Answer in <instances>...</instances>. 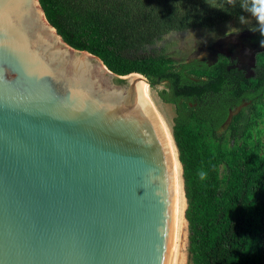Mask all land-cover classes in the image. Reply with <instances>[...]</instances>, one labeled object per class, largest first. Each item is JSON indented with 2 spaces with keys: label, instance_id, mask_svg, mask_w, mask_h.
Returning a JSON list of instances; mask_svg holds the SVG:
<instances>
[{
  "label": "water",
  "instance_id": "water-1",
  "mask_svg": "<svg viewBox=\"0 0 264 264\" xmlns=\"http://www.w3.org/2000/svg\"><path fill=\"white\" fill-rule=\"evenodd\" d=\"M139 84L0 0V264H166L174 176Z\"/></svg>",
  "mask_w": 264,
  "mask_h": 264
},
{
  "label": "trees",
  "instance_id": "trees-1",
  "mask_svg": "<svg viewBox=\"0 0 264 264\" xmlns=\"http://www.w3.org/2000/svg\"><path fill=\"white\" fill-rule=\"evenodd\" d=\"M39 3L47 21L70 46L98 56L118 75L143 74L151 87L165 82L158 94L175 106L172 136L182 167L191 263L264 264V154L260 143L212 145L199 129L206 124L215 135L231 109L264 93V53L257 55L260 69L247 77L222 54L213 63L193 60L160 68L154 56L138 52L165 30L206 27L242 14L249 16L242 13L239 0L235 7L227 0ZM245 109L231 117L229 132L238 128ZM200 171L207 172L203 181Z\"/></svg>",
  "mask_w": 264,
  "mask_h": 264
},
{
  "label": "rangeland",
  "instance_id": "rangeland-1",
  "mask_svg": "<svg viewBox=\"0 0 264 264\" xmlns=\"http://www.w3.org/2000/svg\"><path fill=\"white\" fill-rule=\"evenodd\" d=\"M246 20L247 23L242 24L239 18H229L206 27L200 26L183 30H165L157 35L152 42L144 43L138 52L154 56L156 66L160 68L175 67L193 60H204L210 63L214 61L216 53L223 50V45L225 44L226 46V42L224 41L227 38L225 37L257 26L254 17L249 15L246 17ZM261 38H264V34H261L259 31L251 34L243 33L236 39V43L238 44L245 39L254 42L259 41L258 39ZM233 48L229 44L228 49L233 51ZM164 88L165 82L157 83L154 87L150 86L157 110L172 133L175 106L173 103L165 102L160 98L158 91ZM242 108L246 109L241 123L238 124V128L235 131L229 132L227 126L231 117ZM229 115L230 119L228 116V121L226 120L227 122L215 132V135L211 134L206 124H200L199 129L202 131L205 139L212 145L219 143L222 147L234 146L246 140L249 142L258 141L260 143V152L264 154V93L252 102L243 100L238 107L231 109ZM246 121L247 126L245 124ZM185 208L186 200L185 207L183 205L182 208L183 214ZM184 231L178 264H192L187 251V222Z\"/></svg>",
  "mask_w": 264,
  "mask_h": 264
},
{
  "label": "bare ground",
  "instance_id": "bare-ground-1",
  "mask_svg": "<svg viewBox=\"0 0 264 264\" xmlns=\"http://www.w3.org/2000/svg\"><path fill=\"white\" fill-rule=\"evenodd\" d=\"M126 77H128L127 79L129 80L140 83L138 88L139 102L140 104L147 106L153 112L159 127L162 129L163 138L166 141L175 186L172 234L166 264H178V257L180 254L182 237L184 234L183 232H185L184 229L186 226V219L184 217L182 209L183 205L185 207L186 199L182 187V167L178 159V151L170 128L167 126L166 122L161 118L157 110L148 81L142 74H130L126 75Z\"/></svg>",
  "mask_w": 264,
  "mask_h": 264
},
{
  "label": "flooded vegetation",
  "instance_id": "flooded-vegetation-1",
  "mask_svg": "<svg viewBox=\"0 0 264 264\" xmlns=\"http://www.w3.org/2000/svg\"><path fill=\"white\" fill-rule=\"evenodd\" d=\"M255 31H256V29H248V30H243L241 32H238L239 35L237 37L232 38V37H230V35L225 37V38H227V40L224 41V42H226V46L224 44L223 50L218 51L216 53L214 61H216L217 58L219 57V55L222 54V55L228 57L231 62H234V64L231 67L236 66L247 77L248 76H254L256 71L260 69V66L257 62V55L260 53H264V38L258 39L259 41H254V42H252V41L250 42L249 39H245V40L239 42L238 44L236 43V39L239 36H241V34H243V33L251 34ZM234 34H236V33H234ZM229 44H231L234 47L233 51L228 49ZM213 62H210V63H213ZM244 100H246V99H244ZM225 123H226V121L223 123V125Z\"/></svg>",
  "mask_w": 264,
  "mask_h": 264
},
{
  "label": "clouds",
  "instance_id": "clouds-1",
  "mask_svg": "<svg viewBox=\"0 0 264 264\" xmlns=\"http://www.w3.org/2000/svg\"><path fill=\"white\" fill-rule=\"evenodd\" d=\"M238 0H227V3L233 7L237 5ZM215 7L214 5H212ZM239 7L242 13H247L248 15L255 18L257 29L261 34H264V0H239ZM239 20L242 24L247 23L245 15H240ZM200 180H205L207 178V172L200 171L198 173Z\"/></svg>",
  "mask_w": 264,
  "mask_h": 264
}]
</instances>
